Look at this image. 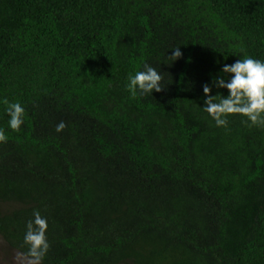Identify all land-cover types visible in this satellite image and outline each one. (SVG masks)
<instances>
[{
  "label": "trees",
  "instance_id": "obj_1",
  "mask_svg": "<svg viewBox=\"0 0 264 264\" xmlns=\"http://www.w3.org/2000/svg\"><path fill=\"white\" fill-rule=\"evenodd\" d=\"M244 54L264 0H0V100L26 109L13 131L0 104V235L26 251L39 210L43 264H264V128L197 107ZM145 62L165 89L133 97Z\"/></svg>",
  "mask_w": 264,
  "mask_h": 264
},
{
  "label": "clouds",
  "instance_id": "obj_2",
  "mask_svg": "<svg viewBox=\"0 0 264 264\" xmlns=\"http://www.w3.org/2000/svg\"><path fill=\"white\" fill-rule=\"evenodd\" d=\"M241 52L244 50L241 49ZM182 57L181 47L174 48L169 55L173 64ZM162 80L163 76L157 68L145 62L142 70L127 76L126 88L133 97L153 94L165 89ZM202 92L203 106L198 104L197 107L208 114L216 127H227L229 117L238 115L244 118L241 121L243 124L264 128V59L244 54L232 64L224 63L210 82L202 84ZM0 104L4 105V112L9 118L8 128L19 131L25 123L26 109L23 104L7 98L0 100ZM65 127L66 124L61 121L55 130L60 133ZM7 140L5 129L0 127V143ZM32 215L23 237L27 250L18 253L17 259L27 261V264H43L51 247L47 237L49 223L39 210H34Z\"/></svg>",
  "mask_w": 264,
  "mask_h": 264
},
{
  "label": "rangeland",
  "instance_id": "obj_3",
  "mask_svg": "<svg viewBox=\"0 0 264 264\" xmlns=\"http://www.w3.org/2000/svg\"><path fill=\"white\" fill-rule=\"evenodd\" d=\"M19 250L11 247L0 235V264H27V261H18Z\"/></svg>",
  "mask_w": 264,
  "mask_h": 264
}]
</instances>
